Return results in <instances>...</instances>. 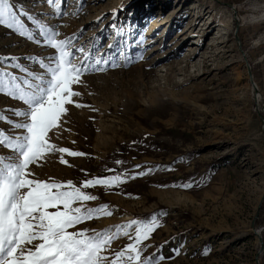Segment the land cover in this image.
Listing matches in <instances>:
<instances>
[{
	"label": "rangeland",
	"instance_id": "obj_1",
	"mask_svg": "<svg viewBox=\"0 0 264 264\" xmlns=\"http://www.w3.org/2000/svg\"><path fill=\"white\" fill-rule=\"evenodd\" d=\"M12 2L27 13L21 19L33 39L0 26V68L20 80L46 74L41 64L56 50L43 43L36 21L57 39H71L76 57L83 58L81 47L91 50L90 65L109 61L73 86L82 93L74 100L86 106H68L62 128L49 133L57 147L85 155L54 152L31 166L39 179L78 187L94 177H124L118 186L82 189L98 197L88 207L107 204L112 215L78 227L115 232L156 216L160 227L143 242L154 264H264V199L254 223L263 241L258 257L251 227L264 191V136L246 72L248 64L264 111V0H62L66 15L47 0ZM157 14L167 23L145 37ZM26 107L0 93L7 118L0 129L22 135L12 125ZM0 155L13 150L2 146ZM129 242L121 236L111 248Z\"/></svg>",
	"mask_w": 264,
	"mask_h": 264
},
{
	"label": "snow or ice",
	"instance_id": "obj_2",
	"mask_svg": "<svg viewBox=\"0 0 264 264\" xmlns=\"http://www.w3.org/2000/svg\"><path fill=\"white\" fill-rule=\"evenodd\" d=\"M47 3L56 15L67 14L62 11V0H47ZM21 15L27 13L18 14L12 0H0V26L33 39ZM36 23L43 43L56 50L49 63L41 64L46 74L28 72L31 79L20 80L11 71L0 68V93L27 106L14 113L24 117L12 125L16 129H24L22 135L12 136L0 129V147L13 150L11 157L0 155V264H154V257L143 256L147 247L143 242L160 227L156 216L150 220L133 219L125 225H117L115 232L78 227L86 221L112 215L107 204L88 207L86 202L98 197L82 189L97 185L118 186L124 182V177L119 174L94 177L78 187L72 180L39 179L31 170L32 165L54 152L68 156L85 155L67 147H57L51 142L49 133L62 128L63 118L69 113L68 106H86L74 100L82 93L74 90L73 86L82 85V77L88 72L106 70L99 65L109 64L106 59L96 58L90 65L88 61L93 59L91 50L79 48L77 51L83 57L80 59L71 50V39H57V31L39 21ZM110 66L118 65L112 63ZM5 119L6 116L0 114V121ZM61 162L68 163L63 156ZM130 231H134V235ZM121 236L128 237L131 242L113 251L112 243Z\"/></svg>",
	"mask_w": 264,
	"mask_h": 264
},
{
	"label": "water",
	"instance_id": "obj_3",
	"mask_svg": "<svg viewBox=\"0 0 264 264\" xmlns=\"http://www.w3.org/2000/svg\"><path fill=\"white\" fill-rule=\"evenodd\" d=\"M236 24H237V22H236ZM237 40H238V38H237ZM238 42H239V41H238ZM238 47H239V50H240L241 56L243 57V59L246 60V56H245L243 50H242L241 47H240V43H238ZM246 72H247V76H248V78H249V82L251 83V87L253 88L254 106H255V110H256V112H257V115L259 116L260 120L262 121V133H263V136H264V111L261 110V107L259 106V101L257 100L258 89H257L255 83H254L253 80H252V73H251V71H250V67H249L248 64L246 65ZM263 199H264V191H263V194H262L261 199H260V201H259L258 207H257V209H256L255 216H254V218L252 219V222H251V225H252L251 227H252V230H253V234L257 237V240H258L259 245H260L259 250H258L257 253H256V257H258V255H259V254L261 253V251H262V248H263V241H262V238H261V236H260V234H259L258 229L255 228L254 223H255V220H256V219L258 218V216H259V209H260V206H261V203H262ZM256 264H258V261L256 262Z\"/></svg>",
	"mask_w": 264,
	"mask_h": 264
},
{
	"label": "bare ground",
	"instance_id": "obj_4",
	"mask_svg": "<svg viewBox=\"0 0 264 264\" xmlns=\"http://www.w3.org/2000/svg\"><path fill=\"white\" fill-rule=\"evenodd\" d=\"M154 8H157V6H153ZM165 9V8H164ZM153 9L151 8H148L146 11L149 12L151 11L152 12ZM159 10H162V9H159ZM155 18V19H154ZM219 20V19H218ZM222 22V20H221ZM167 23V21L163 20L162 18L159 17V14H157L156 16L153 17V19L150 20V23H149V26H147V29L144 33V36H151L153 33H155L157 30H159L161 28L162 25H165ZM226 24V23H225ZM228 24V23H227ZM220 25V23H219ZM163 34V33H162ZM162 37V35H161ZM252 91H253V88H252ZM254 96V95H253ZM259 97H260V93L258 91V96H257V100L259 101Z\"/></svg>",
	"mask_w": 264,
	"mask_h": 264
}]
</instances>
